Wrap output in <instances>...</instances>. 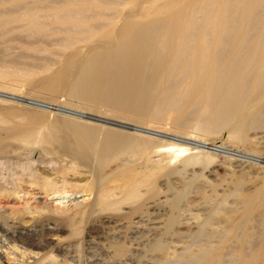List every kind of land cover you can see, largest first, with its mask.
Wrapping results in <instances>:
<instances>
[{"label": "rangeland", "instance_id": "obj_1", "mask_svg": "<svg viewBox=\"0 0 264 264\" xmlns=\"http://www.w3.org/2000/svg\"><path fill=\"white\" fill-rule=\"evenodd\" d=\"M170 1H175L176 8H169L162 0H0V90L92 114L82 118L20 100L0 99V137L27 132L67 157L80 159L95 153L101 175L93 179L89 173H82L78 178L82 183L92 180L95 186L102 187L123 183L124 169L110 170L121 158L139 166L146 156L165 159L172 151H155L152 147L159 144V139L150 141L133 133L125 128L130 124L151 127L170 136L207 137L261 160L211 148L208 150L215 160L208 166L204 162L185 165L183 158L167 160L164 181L127 196L113 205V210L95 209L85 214L79 212L88 205L74 207L69 199L53 196L46 207L45 197L38 195L36 199L33 194L37 190L22 183V188L17 189L21 198H0L1 224L15 227L30 220L37 229V241L42 242L49 224L57 228L50 235L57 240L49 241L45 249L32 244L20 247L21 242L18 248L0 228V264H243L250 259L254 264H264V0ZM188 22L196 27L192 41L185 47L188 53H211L221 43L219 48L224 45L227 54L234 48L243 54V60L237 63L244 64L245 70L235 66L238 75L227 89L235 90L242 84L246 88L244 100L250 104L259 102V107L246 115L238 140L224 142L228 126L211 135L200 130L198 105L188 107L185 123L178 121L177 111L163 106L167 93L161 98L158 91H146L135 97L136 85L155 89L151 84L153 71L145 72L139 84L117 77L115 86L106 80L97 96H92L90 80L95 71L91 65L101 64L100 57L112 53L109 43H126L128 38L124 36L133 32L127 54L132 58V45L138 39L135 32L154 37L153 42L156 38L155 42L162 40V44L170 36L171 26H186ZM217 37L220 43H215ZM122 50L125 45L112 55ZM170 54L165 51L160 59H170ZM79 82L85 88L76 89ZM190 156L208 159L204 151ZM37 166L44 174L53 172L49 164L41 162ZM1 169L0 182L8 189H16L5 164ZM85 198L78 196L75 201ZM158 200L163 202L154 210L153 203ZM37 206L43 207V213L35 211ZM69 206L67 215L57 213ZM27 207L32 213L26 211ZM48 208L57 212H45ZM151 212L152 218L159 221L154 226L162 234L146 242L144 254L138 255L123 242L121 231L125 233ZM105 213L123 224L118 227L119 233L116 229H102ZM99 227L101 235L96 233ZM186 228L190 234L183 239L179 231Z\"/></svg>", "mask_w": 264, "mask_h": 264}, {"label": "bare ground", "instance_id": "obj_2", "mask_svg": "<svg viewBox=\"0 0 264 264\" xmlns=\"http://www.w3.org/2000/svg\"><path fill=\"white\" fill-rule=\"evenodd\" d=\"M162 1H165L169 8H176L175 1ZM226 16L229 17V14ZM170 28L172 29V32L170 30V36H167V40H165L166 38L163 39L166 44L164 42L162 44L161 42L159 43L162 40H157L156 44L155 40L157 38L153 42L154 37L142 35L141 32H135V34H138V39L132 45V51L135 52V56L132 58L127 56V54L131 51L129 42H131L133 32L130 35L126 34L124 36V38H128L126 43L124 42L119 45L109 43L108 45L111 47L112 53L108 52L109 55L101 56L102 58L100 57L99 59L101 64L91 65L95 71L90 80L92 96H97V90L99 91L100 85L106 80L112 82L115 86L118 85L117 77L127 80L128 83L139 84L141 81L143 83L142 76L145 72L149 71L151 74L153 71L154 79L151 84L155 89L151 90L148 88L149 86L142 88L140 85H136L134 86L135 97H140L146 91H158L161 98L163 94L167 93L166 97L162 100L163 106L177 111L179 113L178 121L185 123L188 121L185 119L188 107L198 105L200 110L197 112V120L202 125L200 130L211 135L221 131L220 128L228 126L230 129L225 134L226 141L224 142L238 140L242 137V127L246 122V115L259 107V102L250 104L244 100L246 88L242 84H239L235 90L227 89L228 85L238 75L235 71V66L238 65L239 71L245 70L244 64L237 63L243 60L242 52L234 48L232 53L227 54L223 47L224 45L219 48L221 43L220 38L217 37L215 43H220V45L216 47L215 51L211 53L200 52L199 54L192 55L187 52L185 47L192 41L196 27L188 22L186 26H183L181 23H175ZM124 45L125 50H122L117 56L112 55ZM165 51L167 53L171 52L170 59H160V55ZM167 83L171 85L168 86ZM77 88H85V84L79 82ZM0 99H5L4 101L20 100L27 102V104L57 109L58 111L71 113L82 118L92 115L88 112L66 106L21 97L16 93L4 90H0ZM184 99H187V101L185 102ZM125 128L133 130V133L148 138L150 141H155L153 138L159 139L157 140L159 144L152 147L155 151L165 148L172 151L169 152V157L165 159H153L151 156H146L139 166L133 165L132 160L128 158H121L110 169H124L125 171L123 183L115 187L108 185L102 187L101 184L95 186L92 180L82 183V178H78L82 173H89L90 176H93V179H97L101 175L102 169L95 164V153H87L80 159L73 156L67 157L66 154L54 152L37 135L27 132L0 137V176L3 175L1 165L5 164V170L11 172L16 187V189H8L6 184L0 182V198H9L11 196L21 198L18 196L20 191H17V189L22 188V183H27L33 190H37L33 194L36 199H39L37 198L38 195L45 197L44 204L46 207L48 206V198L53 196V198L57 199H69V201L73 202L74 207L89 206L84 212H79V214L93 213L95 209L101 212L103 209L113 210L112 206L123 202L127 196L150 188L159 181H164L167 177L166 168L168 162L171 160L183 158L185 165L204 162L203 165L208 166L214 163L215 160L210 154L209 148L252 160H261L258 156H252L253 154L251 153L227 148V146L217 144V142L210 138L199 135L188 134V137L170 136V134L168 135L161 130L136 124H130ZM147 150H149V147H147ZM198 151H204V155L208 159L198 160L190 156V154H196ZM35 153H37L36 156H34ZM41 162L51 165L50 167L53 172L48 170V174H44V171L40 170L37 166V163ZM83 167L88 168V170ZM78 196H86L87 198L76 202L75 200ZM162 202L163 200L154 202V210H158L159 204ZM97 205L99 207L95 208ZM65 209L63 212H57L48 208L45 212H57L62 216L69 213L67 209H70V206ZM26 211L32 213L30 207H27ZM35 211L43 213L44 210L43 207L37 206ZM152 216L151 212L145 217H141L144 219L137 220L135 225H131L125 233L121 231L123 234L120 237L123 239V242L131 251L136 252L138 255L144 254L143 246L146 242L150 243L151 240L162 234L161 229L156 227L157 225L154 226L159 221L157 222ZM102 218L101 227L104 231L116 229L115 232L119 233L118 227L123 224L118 223V220L111 213H105ZM0 228L15 242V247H18V242H21L19 244L20 247L32 244L38 246L40 249H45L49 247V241L57 240L50 236L52 230H56L57 228L55 226L51 227L49 224H46L45 227L44 242L37 241L35 237L37 229L31 224L30 220H24L15 227L2 225L0 222ZM102 229L99 227L96 233L101 235ZM179 234L183 239L189 237L190 229L180 230ZM57 242L59 243V240ZM25 250L27 251L26 247ZM50 257L54 260L53 256ZM253 260H247L243 264H254Z\"/></svg>", "mask_w": 264, "mask_h": 264}]
</instances>
